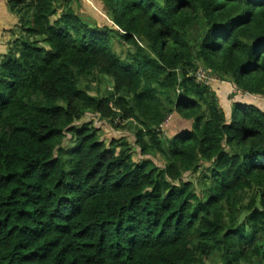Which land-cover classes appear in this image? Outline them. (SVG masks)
Masks as SVG:
<instances>
[{
  "label": "trees",
  "instance_id": "trees-1",
  "mask_svg": "<svg viewBox=\"0 0 264 264\" xmlns=\"http://www.w3.org/2000/svg\"><path fill=\"white\" fill-rule=\"evenodd\" d=\"M100 2L7 0L0 264H264V109L192 74L264 98V0Z\"/></svg>",
  "mask_w": 264,
  "mask_h": 264
},
{
  "label": "rangeland",
  "instance_id": "rangeland-1",
  "mask_svg": "<svg viewBox=\"0 0 264 264\" xmlns=\"http://www.w3.org/2000/svg\"><path fill=\"white\" fill-rule=\"evenodd\" d=\"M70 7L77 14L81 15L82 17H87V18L92 19L98 25H111L109 22V19L107 20V18H106V14H105V11L103 10V7H102L100 0H71ZM61 13H62V9H58L57 14L55 15V18H58ZM52 20H53V18H52ZM16 23H17V18L15 17V15L11 14L7 8V0H0V55L4 54L8 50L7 48L9 46L10 42L12 41L15 34L18 33ZM139 42L143 43L141 41V39H139ZM114 44H115L116 52L118 54H121L122 53L121 46L116 41H114ZM4 59H5V56L2 57V60H4ZM198 67H201V66H198ZM219 82L220 81L213 78L210 80V86L215 85V84H219ZM95 87H97V86H93V88H95ZM102 92H104L103 89H102ZM221 93L219 94V96H220L221 102L225 108L228 107L227 104L229 105L235 100L234 98H232V96H234V94H237V93H233V92H228V95H226L224 93L221 94ZM238 94H240V93H238ZM244 99H248V97H245ZM262 99H264V98H262ZM262 102H264V100ZM176 123H177V121H173L171 116H169L167 118V120L165 121L164 125L165 126H172ZM183 123L186 126L190 125V122L186 121V120L183 121ZM120 124H122V122ZM118 128H121V127H118ZM106 129H108V128L106 127ZM116 130L119 132H116ZM167 130L168 129H165V133H166V135H169V132ZM108 131L114 133L111 135L115 136V139H120V138L125 139L126 138V140L130 144L134 143L132 128H131V126H129V124H126V127L122 130L121 129H115L114 131H111V130H108ZM121 134L123 136H120ZM111 135H109V136H111ZM105 139H106V141H108L109 137H106ZM150 158L153 160V162L155 164L162 166L163 160L162 161L160 160V156L159 157L155 156V157H150ZM133 159L135 161H139L140 159H143L139 155L138 146H137V148L136 147L134 148Z\"/></svg>",
  "mask_w": 264,
  "mask_h": 264
},
{
  "label": "crops",
  "instance_id": "crops-1",
  "mask_svg": "<svg viewBox=\"0 0 264 264\" xmlns=\"http://www.w3.org/2000/svg\"><path fill=\"white\" fill-rule=\"evenodd\" d=\"M212 89L216 90V92L218 94H226L228 95V92H233V93H237V94H234V96H232V98H234L235 100L234 101H239V102H242V103H252L254 105H257V106H260L264 109V102H262L264 99H262V97L260 96H255V95H249L247 93H243V92H239L238 89H236L233 85L231 84H226L225 82H219V84H216V86H211ZM240 93V94H238ZM245 97H248V99H244ZM230 111H231V104L228 105V108H227V112H229L230 114ZM172 120L173 121H177L179 120V117L175 114H172L170 115ZM177 123H179L177 121ZM116 132H119V131H116ZM121 133V132H120ZM102 134H106V135H111V134H114L113 132H109V131H106V133H102ZM120 136H123L122 134Z\"/></svg>",
  "mask_w": 264,
  "mask_h": 264
},
{
  "label": "built area",
  "instance_id": "built-area-1",
  "mask_svg": "<svg viewBox=\"0 0 264 264\" xmlns=\"http://www.w3.org/2000/svg\"><path fill=\"white\" fill-rule=\"evenodd\" d=\"M192 74L196 77V79L199 82H204V83H209V84H210V80L214 78L212 74H210L209 72H207L205 69L201 67L196 68L192 72Z\"/></svg>",
  "mask_w": 264,
  "mask_h": 264
},
{
  "label": "clouds",
  "instance_id": "clouds-1",
  "mask_svg": "<svg viewBox=\"0 0 264 264\" xmlns=\"http://www.w3.org/2000/svg\"><path fill=\"white\" fill-rule=\"evenodd\" d=\"M198 68V67H197ZM240 92V91H239Z\"/></svg>",
  "mask_w": 264,
  "mask_h": 264
}]
</instances>
